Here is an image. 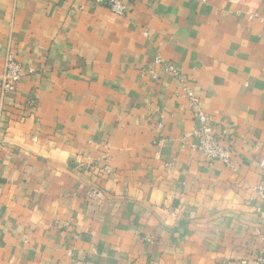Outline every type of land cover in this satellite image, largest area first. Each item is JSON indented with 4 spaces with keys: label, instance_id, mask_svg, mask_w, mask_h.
Here are the masks:
<instances>
[{
    "label": "crops",
    "instance_id": "crops-1",
    "mask_svg": "<svg viewBox=\"0 0 264 264\" xmlns=\"http://www.w3.org/2000/svg\"><path fill=\"white\" fill-rule=\"evenodd\" d=\"M124 1L0 0V264H243L264 246V0ZM9 52L25 70L4 92ZM187 89L233 168L192 147Z\"/></svg>",
    "mask_w": 264,
    "mask_h": 264
},
{
    "label": "built area",
    "instance_id": "built-area-1",
    "mask_svg": "<svg viewBox=\"0 0 264 264\" xmlns=\"http://www.w3.org/2000/svg\"><path fill=\"white\" fill-rule=\"evenodd\" d=\"M95 4H101L106 6L109 10L117 15L124 16L127 14V4L124 0H90ZM83 9L81 5L79 7ZM249 18H258L262 22L264 18L260 16L258 12L249 11ZM158 62L164 63L168 72L173 73L175 76L181 78L182 75L177 67L171 63L165 62L163 59L158 58ZM25 67L21 63L14 53L9 52L6 56L4 63V71L2 75L3 79V91L10 92L16 89V85L22 79ZM187 91V96L192 101V105L195 109V114L199 126L193 132V136L198 138V143L193 144V148H197L203 152L206 158L212 162L214 160L222 161L227 167H234V143L224 144L223 141L227 137L226 132H220L211 122L209 115L200 106L198 101L194 98L193 93L190 90ZM260 165L264 167V159L260 162ZM106 172H111L110 169L105 167ZM254 190L264 197V185H257ZM243 264H264V246L256 253H252L247 258L241 261Z\"/></svg>",
    "mask_w": 264,
    "mask_h": 264
}]
</instances>
